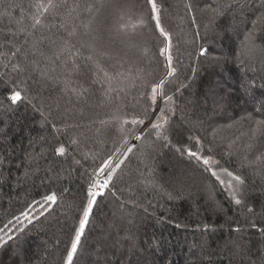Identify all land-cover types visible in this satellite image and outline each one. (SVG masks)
Listing matches in <instances>:
<instances>
[{
	"label": "trees",
	"instance_id": "16d2710c",
	"mask_svg": "<svg viewBox=\"0 0 264 264\" xmlns=\"http://www.w3.org/2000/svg\"><path fill=\"white\" fill-rule=\"evenodd\" d=\"M73 2L69 0V4ZM79 2L83 4L85 0ZM158 2L164 5L162 24L173 33L174 44L176 35L180 36L179 55L183 66L168 90L175 91L181 84L187 86L177 93L179 107L170 117L172 143L182 141L193 147L187 138L199 136L206 146L210 144L222 167L245 177L246 205L255 215L245 206L236 205L227 188L202 173L195 162L179 157L174 149L164 148L158 141L153 142L150 136L138 141L130 135L129 145L135 144L140 151L134 149L122 166L125 175L117 182L115 195L106 192L98 198L73 264H264V234L259 231L264 227L259 215L264 207V171L248 163L264 151V132H258L249 141L246 134L255 125L251 120L241 119L249 113L264 119L261 116L264 113V51L242 55L245 37L253 31L252 22L264 15V0H241L242 10L234 8L215 19L209 12L199 11L204 3H213V0H199L196 14L200 35L195 37V45L191 43L194 25L185 14L186 0ZM18 4L27 6L28 0H0L2 52L11 50L10 45H2L16 31V21L21 18L15 7ZM103 16L114 21L116 11L109 8ZM81 21L87 23V13L82 9L76 20L82 34ZM129 23H138L135 15ZM137 31L143 34L136 39L135 47H125L122 37L113 36L110 40L107 34L103 44L109 50H121L134 76L143 69L151 73L146 77L149 81L156 80L164 72L159 67L163 58L157 56L150 30ZM255 33L258 48H264V24ZM20 38L18 34L17 39ZM200 45L209 51L206 56L196 58L195 49ZM142 50H147L146 56H142ZM42 51L43 57H35L41 62L40 68L48 63L45 57L53 56L56 46L45 41ZM81 52L83 56L88 55L84 49ZM213 57L220 59L213 60ZM15 62L10 56L0 59V229H3L0 237L7 241L0 246V264H64L69 236L78 226L75 207L83 199L89 174L101 163L102 157L106 159L116 148L124 151L120 125L115 121L99 123L112 115L115 107L104 102L97 89L77 99L74 94L63 93L62 84L42 78L39 70L13 71ZM104 67H108L107 63ZM13 90L21 91L20 101L10 100ZM141 91L128 86L122 95L123 103L116 107L131 111L147 103ZM187 120L199 121L198 127L188 131ZM62 121L83 123L86 127L75 132L65 131ZM53 123L56 128L51 126ZM144 127L147 124L135 134ZM214 129H218L215 140L211 137ZM177 131L182 135H176ZM80 132L87 138L82 137L79 146L71 145L70 138ZM60 143L67 150L64 155L54 152ZM246 143L254 147L245 148ZM81 153H88L87 158ZM30 156L37 159L31 160ZM145 156L154 160V179L148 177L152 183H145L140 175L145 172L141 162ZM174 171L184 172L187 182L173 183L169 177ZM51 191L59 199L55 205H45L41 197ZM22 211L28 213L27 218L20 216ZM17 216L18 222L13 219ZM253 220L257 228L250 226L249 221ZM9 235L12 240H8Z\"/></svg>",
	"mask_w": 264,
	"mask_h": 264
},
{
	"label": "snow or ice",
	"instance_id": "6c2138e0",
	"mask_svg": "<svg viewBox=\"0 0 264 264\" xmlns=\"http://www.w3.org/2000/svg\"><path fill=\"white\" fill-rule=\"evenodd\" d=\"M198 2L199 0H186L185 2V14L188 16L189 22L194 25V37L191 41L193 45L196 44L195 37L200 35L196 14ZM4 7L7 8L6 5ZM15 7L20 11L21 18L16 21V31L11 32L12 38L6 40L2 45H10L11 50L9 52L0 51V59H7L10 56L16 60L12 64L13 71L16 72L25 73L29 68L39 70L42 78L52 80L53 83L62 84V92L74 94L77 99L86 97L92 93V89H97L102 95L103 101L107 102L109 106L115 107V112L107 116L106 119L100 120L99 123L107 124L110 121H115L120 125L119 131L124 151L116 148L112 154L107 155L106 159L102 157L101 163L94 167L89 174L83 199L75 207L78 226L72 229L69 236V242L65 248L64 264H73L81 246L82 237L85 235V230L90 225L94 208L98 206V198L103 197L106 192L115 195L116 184L122 181L125 175L122 166L128 161L129 154H132L134 149L140 151L135 144L129 145L128 136L130 135L138 141H143L145 137L150 136L153 138V142L158 141L164 148L174 149L179 157H186L189 162H195L202 173L209 174L221 185L227 186L228 195L236 205L245 206L249 213L254 214V210L246 205L247 181L245 177L222 167L220 161L215 158L210 144L206 146L199 136H189L187 138L189 142L193 143V147H189L187 143L182 141H178L176 144L172 143L170 117L175 115L179 107L176 98L177 93L180 92L181 87L187 86L181 84L175 87V91L168 90L172 80L178 78L183 65L179 55L180 36L176 35V43L174 44L173 33L166 30L162 24L163 3H159L158 0H125L124 3L114 2V0H91V2L85 0L81 4L79 0H74L72 4H69V0H28L27 6L18 4ZM109 8L116 11L114 21H109L107 17L103 16L104 11ZM234 8L242 10L241 0H213V3H204V7L199 8V11H207L211 14L212 19H215L223 15L225 11ZM81 9L84 13H87V23L81 21L84 30L82 34L78 30L80 26L76 24L77 18L81 15ZM3 14L7 15V12ZM132 15L136 16L138 23H129ZM25 20L27 23H25ZM252 23L253 31H250L245 37L242 55L252 56L257 51H264V48H258L255 42V29L260 24H264V15L257 17ZM137 29L150 30L153 43L157 47V56L163 58V61L159 63V67L163 68L164 72L156 80L149 81L146 77L151 73L143 69L139 70L141 74L134 76L126 66L127 61L121 55V50H109L103 44L104 36L107 34L110 40L113 36L122 37L125 47H135L136 39L143 34L142 31H137ZM18 34L21 37L20 39H17ZM52 36H56V39H52ZM74 40L76 43H73ZM45 41L54 44L56 51L53 56L45 57L48 63L44 68H40L41 62L35 57L37 55L44 56L42 45ZM81 49L86 50L88 55L83 56ZM208 51L209 49L200 45L195 49V57L206 56ZM146 55L147 50H142V56ZM212 59L219 60L220 58L213 57ZM112 61H115V63H112ZM104 63H107V68L104 67ZM57 69H60L59 75H57ZM73 76L80 79L73 80ZM74 84L75 86H73ZM128 86L142 89L140 95L147 103L137 105L131 111L116 107L118 104L123 103L122 95L126 92ZM21 99V91L13 90L11 92L10 100L12 102ZM66 111L71 112V109H66ZM49 115H51V112H49ZM261 116H264V113H261ZM128 117H130V120ZM241 119L251 120L255 125L251 128L250 134H246L249 141L253 140L258 132H264V129H262L264 119L255 118L251 113L247 117H241ZM129 123L132 127L125 128L124 125ZM145 124H147V127H144L136 135V130ZM185 124L187 130L191 131L198 127L199 121L187 120ZM51 126L53 128L57 127L55 123ZM61 126L65 131L74 132L86 127L83 123H67L64 121L61 122ZM228 127L231 128L232 125L229 124ZM57 130L59 131V129ZM217 131L218 129H214L211 132L213 140L216 139ZM175 134L182 135L179 131ZM82 137L87 138L85 133L80 132L79 135L70 138L69 143L79 146ZM244 147L252 149L254 146L251 143H246ZM66 151L63 143L54 148V152L60 155H64ZM81 155L87 158L88 153H81ZM30 159L35 160L37 157L30 156ZM141 162L144 164L147 176H145V172H141L140 175L145 178V183H152L153 180L148 179V177L152 176L154 179V160L145 156ZM248 163L249 165H256L259 170L264 171V151H261L259 155L255 156V159L248 161ZM137 171H140L139 168ZM221 174L226 175L229 179L227 181L221 179ZM25 175H28V173H25ZM169 179L177 185H182L187 182L188 177L184 172L177 173L174 171ZM58 199L55 191L41 197V201L45 205H55ZM259 215L262 222H264V207H262ZM20 216L27 218L28 213L22 211ZM13 219L18 222L20 217H13ZM29 222L31 223V221ZM8 223L11 224V221ZM249 223L252 228L258 227L254 220L249 221ZM236 230L239 231L240 229L237 228ZM0 231H3V229H0ZM21 231L23 230L21 229ZM259 231L264 234V227L259 228ZM12 239L13 237L9 235L8 240ZM6 243L7 241L0 237V246Z\"/></svg>",
	"mask_w": 264,
	"mask_h": 264
},
{
	"label": "rangeland",
	"instance_id": "374dc122",
	"mask_svg": "<svg viewBox=\"0 0 264 264\" xmlns=\"http://www.w3.org/2000/svg\"><path fill=\"white\" fill-rule=\"evenodd\" d=\"M221 179H224L225 181H227L229 179V177H227L226 175L221 174ZM224 186L227 188L226 185H224Z\"/></svg>",
	"mask_w": 264,
	"mask_h": 264
}]
</instances>
